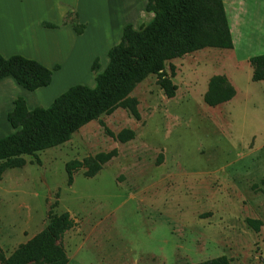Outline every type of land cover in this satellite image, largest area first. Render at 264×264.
Wrapping results in <instances>:
<instances>
[{"label":"rangeland","instance_id":"rangeland-1","mask_svg":"<svg viewBox=\"0 0 264 264\" xmlns=\"http://www.w3.org/2000/svg\"><path fill=\"white\" fill-rule=\"evenodd\" d=\"M230 1L225 0L227 11ZM68 10L85 25L74 32L87 46L78 41L81 46L74 48L65 34L45 42V49L54 51L50 61H62L46 66L53 69L48 86L29 91L12 81L14 89H6L5 97L1 93L0 137L14 131L6 120L12 97H23L29 109L47 107L68 86L91 84L105 68L107 52L121 35V14H110L116 29L108 32L97 31L101 14L81 21L73 7ZM249 30L232 28V48L207 47L167 61L168 73L169 65L175 66L177 89L171 98L155 74L138 83L129 95L138 101L140 119L118 107L80 127L65 143L24 155L23 166L4 170V256L41 231L50 214L67 211L75 225L60 241L69 264H186L220 255L230 264H264V80L251 79L249 62L264 50ZM214 74L225 75L236 94L209 106L203 94ZM104 127L114 134L130 128L135 135L120 142ZM113 148L117 155L94 176H85L82 167L67 183L66 162ZM247 218L260 220L259 229Z\"/></svg>","mask_w":264,"mask_h":264},{"label":"trees","instance_id":"trees-1","mask_svg":"<svg viewBox=\"0 0 264 264\" xmlns=\"http://www.w3.org/2000/svg\"><path fill=\"white\" fill-rule=\"evenodd\" d=\"M145 9L153 13L152 18L138 28L130 23L123 27L120 39L107 52V65L94 77V86L73 84L47 107L29 109L23 97L13 100V108L6 119L14 131L0 137V179L4 170L23 166L24 155L36 156L41 150L65 143L80 127L118 107L140 119L138 101L129 94L150 74L156 75L157 84L166 97L175 96L177 85L172 80L175 66L170 64L168 73L167 61L207 47H233L223 0H147ZM63 23H70L77 34L85 27L71 10L66 12ZM42 24L57 26L49 22ZM249 62L251 79L264 80V52L250 56ZM91 68H97L96 61ZM52 70L20 54L8 57L0 54V80L10 76L30 91L50 84ZM235 94V87L225 75L214 74L208 79L203 101L216 106L229 101ZM104 130L120 142L129 141L135 135L130 128H123L116 134L107 127ZM117 153L113 148L66 162L67 183H72L74 172L82 167L85 176H94ZM246 221L254 230L259 229L260 220L247 218ZM74 225L67 211L50 214L46 226L19 244L8 257L0 248V264H67V252L60 240ZM186 264L230 262L227 256L220 255Z\"/></svg>","mask_w":264,"mask_h":264},{"label":"crops","instance_id":"crops-1","mask_svg":"<svg viewBox=\"0 0 264 264\" xmlns=\"http://www.w3.org/2000/svg\"><path fill=\"white\" fill-rule=\"evenodd\" d=\"M146 3L147 0H0V54L4 57L20 54L27 58L35 59L45 66H49V62H51L50 64L61 63L62 60L60 61L59 59L50 61L51 59L48 55L53 57L54 51L50 54L51 50L48 52L45 49L48 48L45 42L62 38V34H65L71 41L75 42L74 48L81 46L80 44L77 45L78 41L84 45L86 42L83 36H77L69 23L61 24L68 6L76 10L81 21H84L85 18L87 19L89 14H94L95 18H97L96 15L101 14V17L97 18L98 24H101L97 31L100 28L108 32L116 29L112 26L110 14H121L122 20L117 27L118 32H120L128 23L133 27L137 25L138 28L143 24L141 23L142 20L152 18L153 13L145 9ZM223 3L225 7L227 5L225 0H223ZM229 6V12L227 9L225 11L230 31L232 32V28H234L242 33V31L250 29L249 31H252L251 36L254 37L251 39L256 41L255 45H258L257 48H261L263 51L264 0H232ZM142 17L146 19H142ZM43 22L59 24V27H47L42 24ZM86 30L89 31V28L87 27ZM64 31L69 32V34L62 33ZM241 35L239 34L240 38L242 37V41L246 40ZM58 72H60V68ZM12 81L14 80L10 76L0 80V95L3 94L5 97L6 89H14ZM87 85L94 86L95 79H93L91 84ZM14 99L13 97L11 99V109L13 108ZM7 123L9 124L8 121ZM67 264H69V260Z\"/></svg>","mask_w":264,"mask_h":264}]
</instances>
